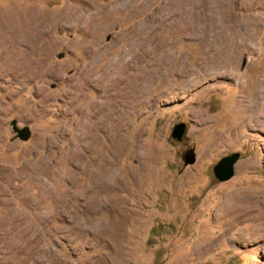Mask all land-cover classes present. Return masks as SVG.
<instances>
[{"label":"rangeland","instance_id":"1","mask_svg":"<svg viewBox=\"0 0 264 264\" xmlns=\"http://www.w3.org/2000/svg\"><path fill=\"white\" fill-rule=\"evenodd\" d=\"M240 74L264 99V0H0V264H264V126L235 130Z\"/></svg>","mask_w":264,"mask_h":264},{"label":"bare ground","instance_id":"2","mask_svg":"<svg viewBox=\"0 0 264 264\" xmlns=\"http://www.w3.org/2000/svg\"><path fill=\"white\" fill-rule=\"evenodd\" d=\"M85 2V1H84ZM84 6V5H83ZM85 7V6H84ZM78 8V7H77ZM80 8V7H79ZM78 8V9H79ZM88 8V7H87ZM85 9H82V11H78L77 9H75V11L74 12H70L69 11V13H66L65 15H63V19H65V20H67V21H79V20H81L82 18H84L83 16H84V11ZM88 10V9H87ZM89 11V10H88ZM87 14V13H86ZM98 14V13H97ZM88 16V15H87ZM86 17V16H85ZM88 18V17H87ZM88 22V21H87ZM77 24V23H76ZM11 25H13L11 22H8V27H12ZM86 25V24H85ZM230 28V27H229ZM9 29H11V28H9ZM228 29V28H227ZM12 30H14V28L13 29H11V31L9 32L10 34H13V31ZM84 30V29H83ZM235 30V29H234ZM225 27H224V25H223V23L221 24V25H218V26H216L215 25V23H214V46H216L217 45V43H218V45H219V42H218V39H220L221 38V40H222V42H221V44L223 43V41H224V38H222L221 36L223 35V34H225ZM227 37V36H226ZM10 40V42H9V45H12V47L14 48V49H12V51L10 52L11 54H14V56H15V54L16 53H18L19 52V47H22L21 45L22 44H19L20 42H18L17 40H16V38L15 37H13L12 36V38L11 39H9ZM204 43V40H202V44ZM212 44V43H211ZM221 44L219 45L220 47H218L217 49H215V47H214V71L216 70V69H221V75H223V76H225L226 74H225V71H223V70H225V68H227L226 67V62H223V60H222V58H221V56H222V53H224V52H221L222 51V49L223 48H221V47H223V46H221ZM136 45V43H133V45H131V49L134 47ZM217 45V46H218ZM204 46H206L208 49H209V44L207 43V44H205ZM202 48V47H201ZM204 51H207L208 52V50L207 49H205ZM210 51V50H209ZM207 52H204V53H206L207 54ZM205 54V55H206ZM220 54H221V56H220ZM27 55V54H26ZM164 55H166V54H161L160 55V58H158V60H160L161 58H162V56H164ZM212 55V56H213ZM9 56H12V55H9ZM233 56V55H232ZM236 56V55H235ZM208 57V56H207ZM207 57H206V59H207ZM211 57V56H210ZM226 57V56H225ZM205 58V57H204ZM8 59V58H7ZM198 59V58H197ZM196 59V60H197ZM205 59V62L207 61ZM211 59V58H210ZM223 59H224V57H223ZM203 60V59H202ZM213 60V59H212ZM230 60V59H229ZM18 60H16V62H17ZM204 62V63H205ZM209 62V61H208ZM210 62H211V60H210ZM213 62V61H212ZM211 62V63H212ZM195 63V62H194ZM196 63H197V61H196ZM203 63V62H202ZM203 63V64H204ZM224 63V64H223ZM228 63V62H227ZM187 64V63H186ZM199 64V63H198ZM203 64H202V66H203ZM231 64V63H230ZM181 68H179L178 69V73H179V75H181V77H184V76H182L183 74H186L185 72V69L186 68H183V62L181 63ZM190 65V64H189ZM211 66V65H210ZM228 66V65H227ZM186 67V66H185ZM188 67V66H187ZM198 67V66H197ZM196 68V67H195ZM205 68V67H204ZM210 68V67H209ZM210 69H212V68H210ZM190 71V70H189ZM206 71V70H205ZM204 71V72H205ZM208 71V70H207ZM196 72V71H195ZM189 73H191V71L189 72ZM189 73H188V76H189ZM203 73V72H202ZM194 74V73H193ZM200 74V73H199ZM206 74H207V72H206ZM213 74V73H212ZM219 74V75H220ZM203 75H204V73H203ZM203 75H201L200 77L202 78V76ZM214 77H215V75H217L216 74V72H214ZM199 76V75H198ZM204 76H206V75H204ZM209 76V75H208ZM212 76V75H211ZM231 76H232V78H233V75L231 74ZM193 77V76H192ZM210 77V76H209ZM190 78V77H189ZM194 78V77H193ZM199 78V77H198ZM206 78H207V76H206ZM236 78V80H238V82L236 83V87H238L239 89H240V91L238 92L239 94H238V96H236L235 95V97L234 98H232V103H231V105H232V110H231V113L235 116L234 117V119H236V127H235V130H236V132H238V131H240V130H242V128H248L249 126H256V127H259V128H261V127H263L264 126V99H263V97L260 95V92L255 88L254 90H253V92L251 93V92H249V91H247L248 89V86L246 87V86H243V89H242V84L243 83H245L244 81H243V83H242V81H241V79H243L244 78V75L243 74H240V75H238V77H235ZM186 79V78H185ZM204 79V78H203ZM191 80H193V79H191ZM205 80H207V79H205ZM154 81H157L156 82V84H155V86H154V88H160V86H162L164 83H165V80L164 79H162V78H160V79H158V80H154ZM190 81V80H189ZM98 81H96V83H97ZM189 83V82H188ZM195 83V82H194ZM92 84V83H91ZM191 87V86H190ZM152 90H153V86H152ZM237 90V89H236ZM94 99V98H93ZM93 101V100H92ZM99 102V101H98ZM94 111V110H93ZM87 113V112H86ZM91 117H92V115H91ZM91 119V118H90ZM101 120V119H100ZM99 124V123H98ZM95 127V126H94ZM98 127V126H97ZM99 128V127H98ZM259 219V218H258Z\"/></svg>","mask_w":264,"mask_h":264},{"label":"water","instance_id":"3","mask_svg":"<svg viewBox=\"0 0 264 264\" xmlns=\"http://www.w3.org/2000/svg\"><path fill=\"white\" fill-rule=\"evenodd\" d=\"M12 127L19 137H25L26 129L18 130L15 122L12 123ZM185 133V125L183 123L176 124L171 132V138L177 141H181ZM27 136L25 137V139ZM240 158L239 153H232L226 157L221 158L218 163L213 167V175L219 182H225L230 180L234 176V166Z\"/></svg>","mask_w":264,"mask_h":264}]
</instances>
